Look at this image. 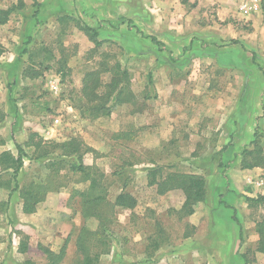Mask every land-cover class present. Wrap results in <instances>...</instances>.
I'll return each mask as SVG.
<instances>
[{"label":"rangeland","instance_id":"obj_1","mask_svg":"<svg viewBox=\"0 0 264 264\" xmlns=\"http://www.w3.org/2000/svg\"><path fill=\"white\" fill-rule=\"evenodd\" d=\"M168 1L104 3L121 15L104 18L105 28L99 14L80 13L89 0H0L13 9L0 25V154H17L21 144L20 186L47 187L32 213L23 211L20 190L0 189V264H50L45 249L64 251L59 264H77L83 228L97 264H264L256 251L264 206L249 200L264 194V164L241 162L257 145L264 155V13L223 22L213 8ZM86 25L97 29L100 46ZM104 58L129 70L135 99L92 119L81 113L80 90ZM30 69L40 76H26ZM72 138L95 149L83 163L104 174L108 199L129 192L134 209L117 207L106 223L83 215L90 180L56 148ZM155 169L206 179L193 214L183 209L182 189L161 194L149 184Z\"/></svg>","mask_w":264,"mask_h":264},{"label":"trees","instance_id":"obj_2","mask_svg":"<svg viewBox=\"0 0 264 264\" xmlns=\"http://www.w3.org/2000/svg\"><path fill=\"white\" fill-rule=\"evenodd\" d=\"M13 12L12 8H0V25L6 24ZM85 31L95 42L96 46H100L101 42L98 40L99 33L97 29L85 26ZM152 41L158 44L155 37H152ZM234 42H238L234 40ZM160 44V43H159ZM1 54V51H0ZM109 73L110 80L104 81V75ZM32 74V75H30ZM40 71L30 69L25 71L26 76L38 77ZM153 79L150 76V82ZM82 101L80 102L81 113L85 117H91L92 119L100 118L104 115H111L115 104L130 103L134 101L135 94L131 87V74L129 70L124 67L121 62H116L110 65L106 58L100 61L97 68L88 70L83 78L82 87L80 90ZM257 137V133L255 135ZM4 143L3 139H0V145ZM256 139L253 144H257ZM62 150V154L69 158L74 157V160L68 162V167L74 172L84 173L87 179L90 180L89 187L81 193L82 196V213L85 217H96L103 223L111 220L115 215L117 207L134 209L137 204V198L129 192L122 191L116 196L115 201H110L106 195V187L104 184V174L98 168L92 166L87 167L83 163V158L86 152L94 151L93 147L87 145L83 140L79 138H72L70 141L57 144ZM17 154L10 150H6L0 154V189L6 188L11 193L21 191L23 198V211L25 213H32L35 211L37 204L45 197V191L47 187L41 184L31 183L28 186L21 187L19 181V174L24 167L25 157H27V151L21 144H16ZM61 154V156H62ZM40 157H43L42 155ZM63 157L59 162L51 163V166L56 164H62ZM241 162L244 168L252 169L264 164V155L261 148L255 147L254 149H244L242 151ZM50 167V165H48ZM2 171H7L6 177ZM152 179L149 184L157 185L161 194L171 189H182L185 194V201L183 209L190 215L195 212V205L204 200L207 190L206 179L197 174L191 173H176L171 172L167 176L162 175V181L158 177L159 171L156 169L152 171ZM249 200L256 205L264 206V194L257 197L249 198ZM256 231L259 234V240L257 243L256 251L264 253V219L258 221L256 224ZM90 231L86 228L81 230L79 235V249L83 257L79 259L77 264H97L99 258L98 254L92 255L89 247L87 246V239ZM242 235V234H241ZM22 252L28 250V242L22 240L20 243ZM45 252L49 254L50 264H59L64 256V251L61 255H55L50 250L45 249ZM24 264H35L31 260H26Z\"/></svg>","mask_w":264,"mask_h":264},{"label":"crops","instance_id":"obj_3","mask_svg":"<svg viewBox=\"0 0 264 264\" xmlns=\"http://www.w3.org/2000/svg\"><path fill=\"white\" fill-rule=\"evenodd\" d=\"M89 1H91L92 3L89 4L88 10H86V7L84 6L83 9L80 10V13L83 16L86 14L88 15V13H89V15L91 17H92V15L94 16L95 14H99L98 17L100 18V20L107 21L109 19V20H111V23L113 22V19H117L119 16L121 17V15L112 16V15L116 14L115 12H117V10L109 9V10L105 11L106 9H104L102 7V5H105L104 3H109V5H110V4L114 3L115 1L119 2V3H124V5L127 4L126 3L127 0H98V1L97 0H89ZM139 1L142 2L143 0H139ZM165 1L167 2L168 0H165ZM187 1L193 2V3L195 2L196 8H193V10L198 9V11H201L202 7L207 8V10L209 8H213V10H215L217 12V14L219 16V20L223 21V22L229 20L231 17H233V18L237 17L239 19H243V17H244V15H242V13L239 11V6H238L237 0H235V1L234 0H187ZM136 2H137V0H136ZM178 2H179V6L185 5L184 4L185 1H183V0H178ZM119 3H117V4H119ZM263 3H264V0H263ZM136 4H138V3H136ZM121 6L122 5L115 7V8L120 9ZM90 8H93V11L89 10ZM96 8H97V10H96ZM145 10L146 9L143 8V9L137 11L138 15H140V17L143 18V15H145V13H147V11H145ZM262 13H264V5L263 4H262V8L258 12L253 14L254 16H252V19H254L256 16H258ZM107 14H109V16ZM172 14H174V12ZM95 17H97V16H95ZM104 18H107V20ZM110 18H112V19H110ZM173 20H175V17L173 18ZM104 23H103L104 27L107 28L106 23H107V25H109V22L107 21ZM215 24L217 26H219V24L217 22H215ZM229 26H231V25L229 24Z\"/></svg>","mask_w":264,"mask_h":264},{"label":"built area","instance_id":"obj_4","mask_svg":"<svg viewBox=\"0 0 264 264\" xmlns=\"http://www.w3.org/2000/svg\"><path fill=\"white\" fill-rule=\"evenodd\" d=\"M237 1L239 6V11L245 17L253 15L262 8L261 7L262 0H237Z\"/></svg>","mask_w":264,"mask_h":264}]
</instances>
